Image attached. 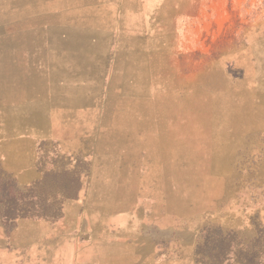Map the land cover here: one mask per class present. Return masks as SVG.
Listing matches in <instances>:
<instances>
[{"label":"rangeland","instance_id":"obj_1","mask_svg":"<svg viewBox=\"0 0 264 264\" xmlns=\"http://www.w3.org/2000/svg\"><path fill=\"white\" fill-rule=\"evenodd\" d=\"M10 196L60 216L0 217V264H195L214 226L264 264V0H0Z\"/></svg>","mask_w":264,"mask_h":264},{"label":"trees","instance_id":"obj_2","mask_svg":"<svg viewBox=\"0 0 264 264\" xmlns=\"http://www.w3.org/2000/svg\"><path fill=\"white\" fill-rule=\"evenodd\" d=\"M71 196L72 194L65 195L64 197ZM19 199V196H10L3 200L5 209L0 211V217L2 219L11 220L17 217L28 216L55 219L60 216L59 207L52 209L55 199L51 204L43 207L44 205L39 197L35 205L31 202L32 209H30V212L27 208V203H19ZM34 206L35 209H33ZM237 237L238 234L235 231L231 229L223 230L219 226H214L203 231L194 250L195 264H255L253 247L241 244L239 240L235 241Z\"/></svg>","mask_w":264,"mask_h":264}]
</instances>
